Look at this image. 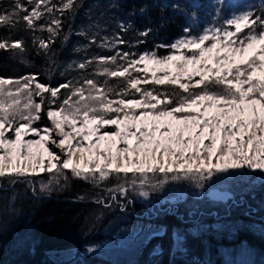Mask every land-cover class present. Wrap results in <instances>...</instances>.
<instances>
[{"label":"snow or ice","instance_id":"obj_1","mask_svg":"<svg viewBox=\"0 0 264 264\" xmlns=\"http://www.w3.org/2000/svg\"><path fill=\"white\" fill-rule=\"evenodd\" d=\"M77 3L12 0L0 7V29L11 32L23 22L32 32L46 31L33 44L47 55L61 17ZM210 4L211 23L198 24L194 12L179 37L142 52L121 49L129 41L120 32L133 25L118 22L120 31L100 40L114 54L68 65L84 73L79 79L52 86L39 73L0 76V187L23 182L50 193L70 178L94 187L114 180L105 189L109 206L129 189L148 197L168 181L202 188L231 170L264 173V10L229 13L217 0ZM0 50L27 51L11 35L0 37ZM89 67L92 74L85 73ZM45 116L49 124L38 123Z\"/></svg>","mask_w":264,"mask_h":264},{"label":"trees","instance_id":"obj_2","mask_svg":"<svg viewBox=\"0 0 264 264\" xmlns=\"http://www.w3.org/2000/svg\"><path fill=\"white\" fill-rule=\"evenodd\" d=\"M58 2V0H54ZM225 12L238 9H261V0H217ZM12 0H0V7L7 8ZM177 4L178 9H173ZM194 5V6H193ZM141 9L145 11L141 13ZM196 12L200 25L211 23L214 10L210 0H78L75 11L61 17L64 21L61 33L51 52L38 51L34 37L47 38L48 33L38 29H26L23 22L15 30L0 29V37L11 35L22 39L27 49L24 53L0 50V76L20 77L39 73L43 83L56 86L69 80L79 79L84 74L69 64L96 55H112L111 50L100 47V40L119 32L118 22H131L133 27L120 32L129 43L120 46L124 51L142 52L158 44H168L182 34V28L193 22ZM161 19L165 22L160 23ZM46 19L37 22L46 23ZM153 29L146 38L138 32ZM96 36L97 42L90 43ZM141 39L142 44H136ZM165 49H158L159 52ZM93 68L85 70L92 74ZM63 92V90H62ZM48 125L45 118L38 122ZM70 175V173H69ZM115 183L94 187L82 179L70 178L63 188L50 193H41L37 184L18 183L0 187V264H67L51 257V252L79 250L87 245L113 238L114 232L128 224H146L162 228L152 234L141 247L135 264H226L223 248L245 246L255 253V260L264 256V185L237 189L221 208L218 205L189 207L186 202L203 192L186 193L182 201L176 195L151 192V199H163L165 208L156 211L145 205V201L128 190L125 197L117 194V200L105 206L110 199L107 187ZM255 188V189H254ZM104 199L105 203L98 201ZM235 199V200H232ZM187 200V201H186ZM128 201H131L129 203ZM178 207H167V204ZM124 204L122 209L119 205ZM148 209L146 212L145 210ZM226 223L217 233L200 229L196 233L185 231L197 224L213 225ZM111 229L108 230V227ZM184 231L185 254L175 256L173 234ZM75 264H113L100 255L75 254Z\"/></svg>","mask_w":264,"mask_h":264},{"label":"rangeland","instance_id":"obj_3","mask_svg":"<svg viewBox=\"0 0 264 264\" xmlns=\"http://www.w3.org/2000/svg\"><path fill=\"white\" fill-rule=\"evenodd\" d=\"M160 54H166L165 50ZM57 152L58 149H54ZM264 185V173L260 172H240L238 170H231V174L224 175L218 174V178L211 179L205 183L202 188H197L193 183L187 181H168L162 187L149 191L148 197H145L149 201L153 200L150 194L151 192H161L163 194L176 195L178 201H182L185 198L186 193H199L206 190L202 194L204 196H195V200H186V204L189 207H196L200 205H218L221 208L225 203L229 202L233 193L239 188H259L260 185ZM254 188V189H255ZM187 193V194H188ZM136 197H141L138 192H134ZM264 195V194H263ZM163 201V199H161ZM226 223L214 222L213 225L197 224L192 227H188L185 231L192 233L198 232L200 229H211L216 233L220 229H224ZM111 227H108V230ZM163 229L153 226L150 223L146 224H128L122 226L120 229L114 232L113 238L106 239L100 243L87 245L79 250H62L51 252L50 255L56 260L66 261L67 264H75V254H95L108 258L113 264H135L138 255L141 252V247L147 241V239L154 233L161 232ZM184 231L177 230L174 232V246L172 253L175 256H183L186 252L183 245ZM236 248L229 247L223 248L224 259L226 264H264V256L259 257V261L255 260V253L252 249H247L245 246H235ZM91 248L92 251L87 249Z\"/></svg>","mask_w":264,"mask_h":264},{"label":"flooded vegetation","instance_id":"obj_4","mask_svg":"<svg viewBox=\"0 0 264 264\" xmlns=\"http://www.w3.org/2000/svg\"><path fill=\"white\" fill-rule=\"evenodd\" d=\"M193 195H194V193H193ZM140 199L145 201V205L154 211H156V209H158V208H165V206H166L163 204V201L161 199H154L151 201H149L145 197H140ZM232 200H235V199H232ZM229 202H230V200H229ZM167 207H174V208L176 207L177 208L178 204H176V203L173 205L167 204ZM145 211L147 212L148 209H146Z\"/></svg>","mask_w":264,"mask_h":264}]
</instances>
